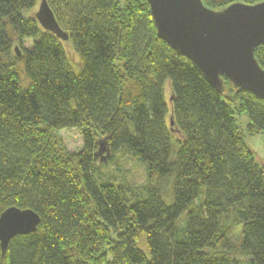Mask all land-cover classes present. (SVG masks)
Returning a JSON list of instances; mask_svg holds the SVG:
<instances>
[{
  "label": "trees",
  "instance_id": "trees-1",
  "mask_svg": "<svg viewBox=\"0 0 264 264\" xmlns=\"http://www.w3.org/2000/svg\"><path fill=\"white\" fill-rule=\"evenodd\" d=\"M47 2L76 63L31 14L37 0H0V215L41 217L0 264H264V168L235 116L264 132V101L212 88L158 38L147 0ZM256 57L264 68V46ZM73 128L84 145L70 154L56 132ZM101 141L107 163H144L147 186L104 180Z\"/></svg>",
  "mask_w": 264,
  "mask_h": 264
},
{
  "label": "water",
  "instance_id": "water-1",
  "mask_svg": "<svg viewBox=\"0 0 264 264\" xmlns=\"http://www.w3.org/2000/svg\"><path fill=\"white\" fill-rule=\"evenodd\" d=\"M147 1L158 38L190 60L212 88L224 94L227 80L234 89L264 101V68L256 57V50L264 46V2H237L214 10L203 0ZM35 18L44 30L58 38H70L47 0L40 4ZM16 52L21 57L19 47ZM170 125L175 126L173 118ZM99 155L107 162L110 151L106 141L100 142ZM40 223L41 217L31 209L5 210L0 215L2 254H6L15 237L35 233Z\"/></svg>",
  "mask_w": 264,
  "mask_h": 264
},
{
  "label": "rangeland",
  "instance_id": "rangeland-1",
  "mask_svg": "<svg viewBox=\"0 0 264 264\" xmlns=\"http://www.w3.org/2000/svg\"><path fill=\"white\" fill-rule=\"evenodd\" d=\"M37 1V7L33 10V12H31L33 16L39 12L40 4L43 2V0ZM118 1L121 5H123L125 0ZM62 41L68 50L71 59L75 63L78 62L79 57L74 53L70 40L68 39ZM25 45L30 49L32 47V42L26 41ZM170 96L171 92L169 87H167V98L170 99ZM235 113L236 124L244 135L247 145L254 153L257 163L264 168V132H260L253 136L250 135L247 130L250 123L248 113H243L240 111H236ZM56 135L68 153L73 154L83 149L84 142L79 129L73 128L58 131L56 132ZM103 156H106V153H104ZM107 162L104 163L106 164L105 167L101 169V172L104 174V180L112 179L117 184L131 185L133 188H142L147 186V167L144 163L136 159L130 152L122 151L117 156H115L112 162ZM140 244L145 249L144 241H142ZM241 258L243 260H248L244 256H241Z\"/></svg>",
  "mask_w": 264,
  "mask_h": 264
}]
</instances>
